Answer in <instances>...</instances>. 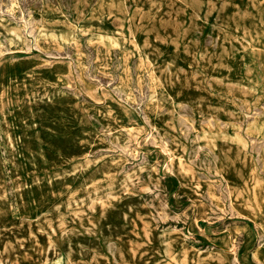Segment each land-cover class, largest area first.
Instances as JSON below:
<instances>
[{
	"label": "rangeland",
	"instance_id": "1",
	"mask_svg": "<svg viewBox=\"0 0 264 264\" xmlns=\"http://www.w3.org/2000/svg\"><path fill=\"white\" fill-rule=\"evenodd\" d=\"M0 264H264V0H0Z\"/></svg>",
	"mask_w": 264,
	"mask_h": 264
},
{
	"label": "bare ground",
	"instance_id": "2",
	"mask_svg": "<svg viewBox=\"0 0 264 264\" xmlns=\"http://www.w3.org/2000/svg\"><path fill=\"white\" fill-rule=\"evenodd\" d=\"M17 1V0H16ZM18 5V4H17ZM20 9V8H19ZM161 9V8H160ZM242 11V10H241ZM34 19V18H33ZM32 21V20H31ZM238 40V39H237ZM240 42V41H239ZM231 47V46H230ZM186 72V71H185ZM178 76V75H177ZM198 87V86H197ZM256 92V91H255ZM187 106V105H186ZM214 108V107H213ZM241 113V112H240ZM146 119V118H145ZM167 121V120H166ZM256 123V122H255ZM252 134V133H251ZM153 140V139H152ZM198 146V145H197ZM261 155V154H260ZM263 163V162H262ZM104 212V211H103ZM118 238V237H117ZM61 259V258H60ZM73 262V261H72ZM65 263V262H64Z\"/></svg>",
	"mask_w": 264,
	"mask_h": 264
}]
</instances>
